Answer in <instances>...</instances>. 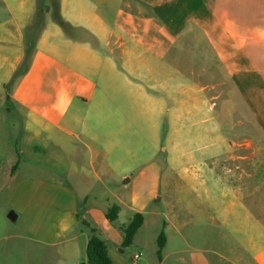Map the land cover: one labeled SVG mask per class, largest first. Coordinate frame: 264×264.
I'll list each match as a JSON object with an SVG mask.
<instances>
[{"label": "crops", "instance_id": "1", "mask_svg": "<svg viewBox=\"0 0 264 264\" xmlns=\"http://www.w3.org/2000/svg\"><path fill=\"white\" fill-rule=\"evenodd\" d=\"M37 2L0 0V91L24 117L25 143L59 150L68 170L61 179L26 177L0 144L8 167L0 162V189L6 186L7 205L29 239L57 247L64 238L70 246L84 225L101 233L113 264H128L117 250L124 224L115 230L111 223L123 213H140L139 231L161 185L165 191V178L178 179L181 189L208 191L206 173L223 181V201L199 211L206 228L195 229L193 237L220 244L235 256L232 264H264V179L242 165L264 150V0H56L69 30L48 19L31 38L27 29ZM232 112L242 118L232 122ZM248 118L258 134L255 145L220 132L222 126H248ZM160 126H166L164 137ZM183 130L186 141L197 145L187 151L193 155L189 167L176 172L170 155L181 146ZM158 140L167 147L169 174L155 164L139 168ZM217 145L226 149L225 163L238 162L226 165L222 175H216L217 155H208ZM205 151L210 165L194 158ZM81 158L85 176V167L77 171ZM113 206L117 218L109 221ZM236 211L239 218L232 220ZM215 246L210 252L217 261L201 254L180 260L229 264Z\"/></svg>", "mask_w": 264, "mask_h": 264}, {"label": "rangeland", "instance_id": "2", "mask_svg": "<svg viewBox=\"0 0 264 264\" xmlns=\"http://www.w3.org/2000/svg\"><path fill=\"white\" fill-rule=\"evenodd\" d=\"M55 1L56 0H38L37 6L44 10L40 11L43 15L42 25H44L48 19L55 21L57 15ZM0 11H2L1 7ZM240 117L242 118V116L234 114L233 112L231 114L232 122H236ZM250 122L251 120L248 118L246 121L248 126H222L220 132L226 135L229 140H234L238 144H242L245 141H252L254 144L258 138V134H256V130H250ZM23 126V115L7 101L4 90L2 89L0 91V144H3L6 149L10 151L11 158L14 160L13 164L15 166L19 165V168L26 177L53 179L66 177L68 170H66L67 165L66 167L62 165L61 152L50 147H45L44 143L41 141L26 144ZM153 128L154 126L150 128L152 142L154 135ZM165 131L166 126H160L158 135L164 137ZM187 135L188 133L183 130L181 146L177 153L170 155L174 160L172 164L173 170L176 172H180L183 168L189 167L193 161V155L190 156L186 154L189 149L195 150L197 143L195 144L193 142L189 144L188 141H186ZM162 146H165L164 140H158V143L155 145L152 143L150 155L145 157L143 162L139 164V168L151 167L155 164L160 167L162 174L170 172L169 168L171 170L172 168L164 161V157L167 154L162 150ZM165 149H167L166 146ZM243 149L244 148H237L235 150L242 151ZM253 149H255V146ZM253 149L248 150L246 153L251 155L254 151ZM208 151V155H217L216 157L218 160L215 165L216 175H222L226 165H238V162L225 163L226 157L224 153L226 149L223 145H217L214 148L210 147ZM241 153H245V151ZM10 154H7V156ZM182 154L184 155L182 156ZM4 155L5 154H1L0 156L1 165H4L6 162V157ZM208 155L206 154L203 157L195 156L194 158L195 160L202 159L206 165H210L211 160H209L210 156L209 158L207 157ZM77 163L78 172L81 166L86 168L84 172L80 173L82 176H85L86 171H88L86 160L81 158L77 160ZM242 165L244 170L248 173H255L258 177L264 179V150L257 152L256 156H252L249 164L246 165V163H242ZM4 167L5 170L8 169L6 165H4ZM121 180L122 178L118 179L119 182H121ZM165 181L167 182L165 191L161 185L156 195L160 197V199H154L147 208L145 215L146 226L137 232L135 239L130 245L123 246L121 242L117 247V250L121 253L120 256H122L128 264L132 263V257L135 254L140 255V259L135 264H158L156 262V243L158 235L163 232L165 237L168 238L164 250L165 260L163 264H183L180 260L181 258L191 261L197 254L210 258L212 261H217L216 257L210 252L215 244H209L201 238L193 237L192 233L197 228H200V230L206 228L200 221L202 216H199V211L206 209V207L208 209V202H213L218 206L221 205L223 198L220 193L221 190L224 189V184H222L223 181L217 180V178H213L210 174L205 173L206 188H208V191H203L201 189L198 192L181 189L180 182H178L176 178L168 177L165 178ZM3 183L4 182L0 180V185H3ZM182 186H185V181ZM7 197L8 191L6 186H3V188L0 189V264H84L85 241L86 238L92 235L91 228L82 225L81 230L84 233L77 238L75 244L70 246L69 243L63 244L64 238L59 240V242L62 241V243L57 247H48L38 244L29 239V232H27L26 228L23 226L21 220L11 221L8 218L9 213L13 212V210L7 205ZM226 199L227 198H224L227 202L228 199ZM127 214L128 213L121 214L116 222L111 223L115 230H117L116 228L120 227V225L124 224L125 226L128 223L131 218ZM166 217L170 218V223H165ZM196 217H198L199 223L198 221H194ZM238 218L239 212L236 211L235 216H232V220ZM172 225H175L176 228ZM121 229L122 228H120V230ZM98 234L99 236L101 235L100 232H98ZM98 234L96 236L101 238ZM101 239L103 240V238ZM109 239L114 242L113 237ZM229 244L233 249L237 246L232 238ZM110 245L111 243L108 242V246ZM218 245L220 246V244ZM219 246L216 244L215 249L217 251H222V253L228 256L229 264L234 263L235 256H232V254H229L226 250H221Z\"/></svg>", "mask_w": 264, "mask_h": 264}, {"label": "trees", "instance_id": "3", "mask_svg": "<svg viewBox=\"0 0 264 264\" xmlns=\"http://www.w3.org/2000/svg\"><path fill=\"white\" fill-rule=\"evenodd\" d=\"M42 8H39L37 6L36 13L34 18L32 19L31 24L28 26V32L30 33V36H34L36 32H39L41 29V25L43 22V15L40 13L42 11ZM44 11V10H43ZM56 13H57V4H56ZM55 21L59 24V26L64 30H69L70 26L68 23H66L57 13L55 17ZM33 42L30 41L26 43L25 46V56L23 60L24 67L28 66V61L30 54L33 49ZM118 213V207L113 206L111 207L107 213L106 218L109 221H114L117 218ZM143 223V216L140 213H135L131 219L128 221V223L122 228V245L128 246L132 243L134 236L138 229L141 227ZM92 235L88 238L87 244L85 247V262L86 264H113L111 260L109 259L106 251V247L104 242L98 238L96 235H94V230L91 229ZM166 237L163 232H161L157 237V250H156V256L157 259L161 258V251L165 245Z\"/></svg>", "mask_w": 264, "mask_h": 264}, {"label": "water", "instance_id": "4", "mask_svg": "<svg viewBox=\"0 0 264 264\" xmlns=\"http://www.w3.org/2000/svg\"><path fill=\"white\" fill-rule=\"evenodd\" d=\"M8 218H9L11 221H15V219H16V215H15L13 212H10L9 215H8Z\"/></svg>", "mask_w": 264, "mask_h": 264}, {"label": "built area", "instance_id": "5", "mask_svg": "<svg viewBox=\"0 0 264 264\" xmlns=\"http://www.w3.org/2000/svg\"><path fill=\"white\" fill-rule=\"evenodd\" d=\"M132 259H133L134 262H137L140 259V255L139 254H135Z\"/></svg>", "mask_w": 264, "mask_h": 264}]
</instances>
